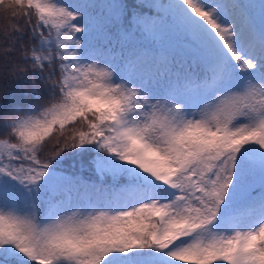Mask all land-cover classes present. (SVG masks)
Here are the masks:
<instances>
[{
  "label": "snow or ice",
  "instance_id": "snow-or-ice-1",
  "mask_svg": "<svg viewBox=\"0 0 264 264\" xmlns=\"http://www.w3.org/2000/svg\"><path fill=\"white\" fill-rule=\"evenodd\" d=\"M0 14V264H264V0Z\"/></svg>",
  "mask_w": 264,
  "mask_h": 264
},
{
  "label": "trees",
  "instance_id": "trees-1",
  "mask_svg": "<svg viewBox=\"0 0 264 264\" xmlns=\"http://www.w3.org/2000/svg\"><path fill=\"white\" fill-rule=\"evenodd\" d=\"M11 22H13L11 19H6L3 14H0V32Z\"/></svg>",
  "mask_w": 264,
  "mask_h": 264
}]
</instances>
